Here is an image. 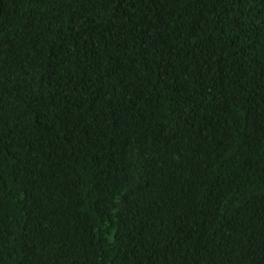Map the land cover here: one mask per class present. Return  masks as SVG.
I'll list each match as a JSON object with an SVG mask.
<instances>
[{
  "label": "trees",
  "instance_id": "trees-1",
  "mask_svg": "<svg viewBox=\"0 0 264 264\" xmlns=\"http://www.w3.org/2000/svg\"><path fill=\"white\" fill-rule=\"evenodd\" d=\"M0 264H264V0H0Z\"/></svg>",
  "mask_w": 264,
  "mask_h": 264
}]
</instances>
